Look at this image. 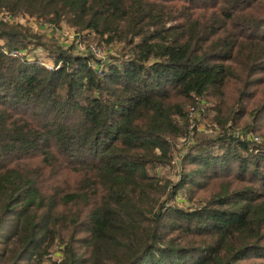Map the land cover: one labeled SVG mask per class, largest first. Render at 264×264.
<instances>
[{
    "label": "trees",
    "instance_id": "obj_1",
    "mask_svg": "<svg viewBox=\"0 0 264 264\" xmlns=\"http://www.w3.org/2000/svg\"><path fill=\"white\" fill-rule=\"evenodd\" d=\"M24 15L121 50L47 67ZM1 40L0 264H264V0H0Z\"/></svg>",
    "mask_w": 264,
    "mask_h": 264
},
{
    "label": "rangeland",
    "instance_id": "obj_2",
    "mask_svg": "<svg viewBox=\"0 0 264 264\" xmlns=\"http://www.w3.org/2000/svg\"><path fill=\"white\" fill-rule=\"evenodd\" d=\"M15 22L18 24V26L16 25V29L20 30L25 36L23 43L17 46V52L16 50L12 49L11 54H18L20 56H26L28 58L35 57L40 62L44 63L47 67L53 63L51 51L56 48H68L71 52L74 53L91 52V54L96 57L99 55H102L101 57H103L104 54L109 52L112 54H118L120 52L119 50H121L118 42L105 43L101 39L83 35L84 31L75 33L74 29L68 26L62 20L55 25L50 22L43 21L42 19H37L33 16L24 15L21 17L18 16L10 21V23ZM2 41L3 40H1L0 42ZM77 44H81V50L77 49ZM89 46L93 47L91 51L88 50ZM3 48L6 51L9 50L7 47ZM208 103V98H203L202 101L196 102L197 106H194V108L191 107L193 106L191 103H187L186 106V112L187 114H189V126L195 127L192 135L199 138L203 136H211L214 135L215 132H217L216 129L212 126L213 121L209 119L210 114L206 113L207 111H204V106L208 105ZM254 134V140L264 139V135H261V133ZM192 135L186 138H184L183 136L175 138L173 152L177 153L179 150H182L185 146V143L191 140V138H194ZM160 171L165 175L168 174V176L174 177V173H172L173 168H169L164 165ZM206 190L207 189H205L204 191L198 190L194 195L196 197L201 196ZM178 193L180 194L181 198L174 200L178 205L187 207L193 204V201H191L187 197V190L181 188ZM58 247V244H55L51 247L50 253H47L44 263L49 264L50 260H53L54 262L59 261V258H61V251Z\"/></svg>",
    "mask_w": 264,
    "mask_h": 264
},
{
    "label": "built area",
    "instance_id": "obj_3",
    "mask_svg": "<svg viewBox=\"0 0 264 264\" xmlns=\"http://www.w3.org/2000/svg\"><path fill=\"white\" fill-rule=\"evenodd\" d=\"M76 47H77L78 50H81V48H82L81 44H77ZM92 49H93V47H92V46H89L88 50L91 51ZM191 107L194 108L193 106H191ZM180 198H181V197H180V195L178 194V195H177V199H180Z\"/></svg>",
    "mask_w": 264,
    "mask_h": 264
}]
</instances>
